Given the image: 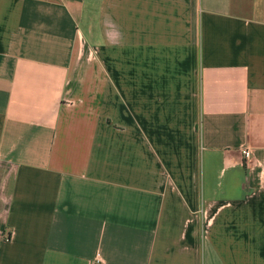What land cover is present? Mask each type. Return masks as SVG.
<instances>
[{"label": "crops", "instance_id": "0c3cea01", "mask_svg": "<svg viewBox=\"0 0 264 264\" xmlns=\"http://www.w3.org/2000/svg\"><path fill=\"white\" fill-rule=\"evenodd\" d=\"M0 264H264V0H0Z\"/></svg>", "mask_w": 264, "mask_h": 264}, {"label": "built area", "instance_id": "2783aa9c", "mask_svg": "<svg viewBox=\"0 0 264 264\" xmlns=\"http://www.w3.org/2000/svg\"><path fill=\"white\" fill-rule=\"evenodd\" d=\"M241 153L245 159H248L252 156L253 149L250 146H245L241 149Z\"/></svg>", "mask_w": 264, "mask_h": 264}]
</instances>
